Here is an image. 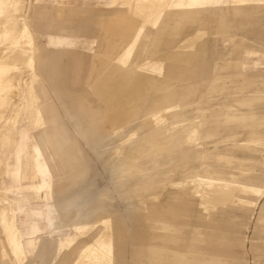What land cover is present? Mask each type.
<instances>
[{
  "label": "rangeland",
  "instance_id": "374dc122",
  "mask_svg": "<svg viewBox=\"0 0 264 264\" xmlns=\"http://www.w3.org/2000/svg\"><path fill=\"white\" fill-rule=\"evenodd\" d=\"M171 1L170 9L176 0ZM24 3L27 9L23 17H28L32 7L34 9L32 25L39 37L42 57V63L35 73L40 77L41 98L56 115L53 124L59 140L54 145L56 156L63 154L65 161L59 170L60 182L51 187L53 193L47 202L44 201L45 192H42L41 198L33 201L28 198V202L24 200L19 205L22 210L16 223L19 230L20 222L26 221L25 212L31 216L36 202L52 206L48 208L56 227L52 237L54 243L48 237L46 220L41 217L38 219L40 238L36 241V257L30 259L32 264H39V253L50 256L54 246L59 249L56 250L58 255L64 257L70 248H75L76 251L69 257L75 260L82 237L73 226L84 223L92 226L88 233H83L92 242L101 229L100 219L107 217L118 233L112 241L114 264H150V253L155 251V243L149 236L152 216H166L167 209L179 210L180 201L187 213L183 218L172 216L171 219L178 224L184 222L189 227L190 245L184 241L182 246L192 249V256L196 259L199 254L213 257H208V262L194 261L193 264H264V168L258 163V159L264 157V150L261 145H256L253 146L255 150L262 151L255 153L241 145L257 135L264 138V3L261 0H244L237 7L226 5L222 8L228 22L224 29L227 39L211 31L208 25L194 26L189 33H193L192 42L196 45L200 39L206 40L208 63L204 58L203 45L196 46L188 69L173 83L174 90L165 107L166 122L160 125L163 119L159 117L142 122L146 110L153 106L152 95L147 93L140 110L127 121L128 128L119 135L125 139L133 134L128 143L123 144H120L118 137L105 142L110 133L119 129L125 121L122 115H113L111 106L123 95L121 91H111L105 81L101 83L108 88L109 100L102 103L105 107L102 113L91 117L90 112H97L101 108L95 92L85 86L86 69L81 70L78 82L76 80L81 59L90 60L91 53L99 48L100 27L92 16L96 12L110 14L121 8V0H26ZM157 7L158 4L145 16L126 14V20L131 25L130 36L126 29V39L130 37L131 40L128 39L126 48L122 50L119 60L122 70L132 72L135 69L134 58L141 62L146 54L144 51L154 48L160 35H173L168 43L170 47L185 40L181 24L185 16L170 18L168 7L154 11ZM137 17L138 20L141 17V21ZM194 19L192 15L186 20L191 23ZM127 21L124 23L127 24ZM116 31L115 36L124 37L122 33L116 35ZM244 38L249 39L245 40L247 46H259L257 51H247L241 42ZM192 42L183 41L181 45ZM227 50L229 60L222 64L219 58ZM102 57L107 59L110 56L106 54ZM103 74L106 78L113 73L107 69ZM122 77L123 82L125 76ZM97 81L98 78H95L93 83ZM135 88L130 98L134 103H128L127 107H133L144 96L142 91ZM216 107L223 108L216 112ZM226 108H230L228 115L237 114L238 119L221 122L220 114L226 113ZM90 118L92 121L89 122ZM190 120L201 127L199 142L205 152L202 159L197 158L198 146L187 147L177 138L164 148L149 144L150 138L165 124ZM261 141L264 142V139ZM94 143L102 144L99 150L98 147L97 151L91 147ZM134 147L141 148L136 170L131 172L123 164L120 169L124 177L120 178L113 166L114 152L120 148L131 150ZM178 165H184L180 172L175 171ZM187 169H192L209 181L237 183L242 187L219 194V198L225 201L219 199L220 203L215 197L211 198L212 202L202 203L195 195L182 194L180 180L163 188L154 187L161 180L171 179V171H175L176 178ZM243 187H248L252 193L243 195L246 192ZM8 196L15 209L16 198L20 194L14 192ZM231 197L248 200L251 205L237 206L235 201H230ZM64 199L70 202L67 207L57 208L55 203L60 204ZM80 212L88 217L80 218ZM4 226L5 223H0V241L6 233ZM66 238H75V241L67 245L64 243ZM10 254L6 245L0 247V264H27L9 261ZM64 264H70V261H64Z\"/></svg>",
  "mask_w": 264,
  "mask_h": 264
},
{
  "label": "bare ground",
  "instance_id": "6f19581e",
  "mask_svg": "<svg viewBox=\"0 0 264 264\" xmlns=\"http://www.w3.org/2000/svg\"><path fill=\"white\" fill-rule=\"evenodd\" d=\"M25 1L26 0H0V5H3V14H0V90L3 87H8L11 85L15 86L17 78L20 77V70L12 71L11 73H9V71L18 70L19 68H22V70H24L28 66V62L23 60L25 58L26 48L24 47L27 44V40L26 35L24 33L25 29L22 25L23 22H21L22 18H25L23 17V15L25 14L24 11L27 9L24 3ZM170 1L171 0H125L123 5H125L127 13L142 14L145 16V14L147 12H151V9L157 4L161 11L167 7L169 8V6L171 5ZM198 1L200 0H176L173 3V8H169L168 10V17L170 18L182 15L185 16L184 19L181 21L182 31L185 34V40L183 41L192 42L194 40L193 38H191L193 33L189 34L194 26L208 25L210 26V30L214 33H219L222 29H225V24L222 23V21L220 20L222 16L217 14L208 15L206 13H203V9H195L199 5L197 3ZM234 12H236L235 8ZM124 13L125 12L123 11H119L117 12V14H114L109 17L108 20L105 19L101 21L103 36L105 34H108L106 32H110V30L113 31L112 28H114V26L120 28L121 26H123V23L127 21V15L125 16ZM33 14L34 9L32 7L30 14H28V17L26 16V18L33 17ZM192 15L195 19L191 23H188L186 19H189ZM123 19H125L126 21H124ZM121 20L123 23L121 22ZM138 21H141V17ZM139 23L140 22H138V24ZM117 27L114 28V33L117 29L119 31L120 28ZM118 31H116V35L118 33H121ZM172 36L160 35L155 44L156 46L152 49L144 51L146 54H144V58L141 62H137L134 58L133 65H135V69H133L132 72H126L122 70V67L119 65V60L121 59L123 52L120 49L113 52V54L115 53L114 55L116 57V62L112 63V65H109L110 63L107 60L102 59V57L96 58L95 61L92 63L93 67L91 71L90 81L92 82L95 78H98V83L102 90V101L108 103V97L110 96V93L108 92V89H105V86L100 85V81H105V83L110 86L111 91H113V89H119V91H121V94H123L120 95V97L116 101H114L111 106L113 115L115 114L114 116L117 117H120L122 115V118L125 121L124 123H122V125H120L119 129H115L114 134L110 136L105 142L113 141L114 138L117 139L118 137V140H121L120 144H123L124 142L128 143V140L131 139L133 134L125 139H122L121 137H119V135L122 131L128 128L127 121L132 118L135 112H138L140 110L147 93L152 95L151 99L153 106L152 108L146 110L145 116L142 118V122L147 123V121L156 117L161 118V120L163 119L160 122V125L166 122L164 116L165 107L166 102L172 96L174 90L173 83L174 81H176L178 76H180L188 69V63L191 61L194 51L196 50L195 47H201L203 45V42L205 41L204 39H200L196 45H194L192 42L190 45L179 46V44L183 42L181 41L179 43H176L174 46L170 47L168 46V43L172 39ZM196 38L198 37L196 36ZM113 64H117L119 67H115ZM107 69L111 74H113L112 77L106 76V78H104L105 74H103V71ZM122 75L125 76L123 82L121 81V79L123 78ZM134 88L137 91H142L144 93V96L142 100L138 101L136 105L134 104L133 107H127L128 103H134V100L130 99L133 96V91H135ZM23 90L24 92H27V96H29L28 98H25V95H23L21 99L15 102L14 99L16 97L14 98V95H12L10 98H8L10 102L7 101L0 105L1 179L5 172L2 162V156L4 151L11 150V146L13 145V136L18 132V128L24 127L26 129H31L36 126L40 128L44 127L42 121H40L38 124L33 123L32 116L35 113V108H33L34 103L31 99L32 89L30 87H23ZM15 93L16 91L13 94ZM117 120L118 119H116V121ZM191 121L192 120L174 121V123L165 124L156 132L154 137L150 138L149 144L154 147L160 146V148H164L172 139L177 138L181 144L187 147L195 146V142L198 140L199 126L196 123L193 124ZM10 135L12 137H10ZM105 142H103L102 144H104ZM196 146H198L197 153H202L203 149L199 145ZM139 149L141 148L134 147L131 150L129 148H120L119 150H116L114 152L113 158H115L121 165L124 164V166L128 170H131L133 168V165L137 162L139 158ZM32 156L33 154L27 146L23 157L25 161L23 160V166H21L23 174L22 181L34 182V180L36 179V174L33 167L29 166L30 159ZM175 169L177 170L178 168L176 167ZM174 172L171 171V174ZM183 172V175L176 176V178L175 175H171V179H165L157 182L154 187L163 188L165 187V185H171L174 184V182H176L177 180H180L181 183H179L180 181L178 182L179 186L180 184H182L184 186H187L190 190L192 188H196L195 183L197 182V184L201 185H197L199 187L197 191L198 196H202L205 201L211 200L212 197L220 199L219 197L223 195L224 192L226 193V191L233 190L231 188L232 184L227 182L214 184L205 182L203 181V179H197L196 181V172H194L192 169H187ZM176 185L178 184L176 183ZM189 194H191L190 191H188V195ZM219 194L221 195L219 196ZM2 195V190H0V223L4 224L6 222L8 225L13 226V232L9 236H6L4 240L7 241L9 250L15 257V260H17V263H22L24 259L31 254V250H29L28 248L25 249L21 245L19 241V230H17L14 222L16 210H14L9 201L3 199ZM239 205L244 206V204ZM166 213L172 215L176 214L173 209H167ZM1 217L3 219V222ZM106 224L107 221L104 220L105 230L99 235L98 238H96V240L92 244L84 245L81 248L79 256L77 260L73 262V264H111V230L106 226ZM156 226L165 227L161 224V222L157 223ZM84 229L86 228L76 227L75 231H77L79 235H82V230ZM165 229L168 231H172V229L170 228ZM72 241L73 238H66L64 243L69 245ZM60 244L61 241L58 243V247ZM1 254H3L2 251Z\"/></svg>",
  "mask_w": 264,
  "mask_h": 264
},
{
  "label": "crops",
  "instance_id": "0c3cea01",
  "mask_svg": "<svg viewBox=\"0 0 264 264\" xmlns=\"http://www.w3.org/2000/svg\"><path fill=\"white\" fill-rule=\"evenodd\" d=\"M125 0H121V8H117L113 11H111L110 14H100L99 12H96L95 15L92 16L93 21H95L98 26L100 27V43H99V48L94 52L91 53V59L88 61H83V58L80 61V66L78 68V74L76 77V80L78 82L80 74H81V70L86 69L85 71V76H86V81H85V86L86 87H91V91L93 90L96 94V98H97V102H98V106L101 108L99 111L91 113V117L94 114H99L103 112V109H105L104 105H102L103 103V99L101 97V93L102 90L99 86L98 81L96 83H93V81H90L91 78V71H92V63L95 61L96 58L98 57H102V55H106L108 54V56H110L109 58L107 57V60L110 64L112 65V63L116 62V57L115 55L112 58L113 52L120 49L121 51L124 50L126 48V44L129 42L128 39H130V37H128L126 39V29H128V34L130 36V27L131 25H129V20L127 21V24H124L123 27H121L119 30L121 31V33L123 32L124 37L120 38L119 36H115L114 33V29L111 32H108V34L106 36H103V32H102V20H108L109 17H111L114 14H117V12L119 11H123L125 12V16L127 14L126 12V7L124 8L125 5L124 4ZM244 0H200L197 3L199 4L195 9H203V13H206L208 15H213V14H217L222 16V18H220V20L222 21V23L225 24V28L227 20L225 18L226 14H222V8H225L226 5H230V7H237V5H239L240 3H242ZM112 2H114V0H112ZM172 4V2H171ZM173 8V6H172ZM213 8V9H212ZM154 11H161L159 7H157ZM237 12V10H236ZM27 19V20H26ZM26 20V21H25ZM23 28L25 29V35H26V40H27V44L25 45L24 48L25 49V58L23 59L24 61L28 62V66L27 68H25L24 70H22V68L18 69V70H11L9 71V73H11L12 71H19V75L22 78H17L16 81V85L13 86H8V87H3L0 90V105L5 103V102H10L8 100V98H10L12 95H14V101L17 102L19 99H21L23 97V95H25V98H28L29 96H27V92H24L23 87H30L32 89V94H31V99L34 103V107L35 108V113L32 116L33 119V123H39L40 121L43 122L44 127L40 128L38 126L33 127L31 129H26L24 127H20L18 128V132L16 134H14L13 136V145L11 146V150L10 151H4L3 156H2V162H3V166H4V174L2 176V179L0 177V190H2V197L4 200H7L11 203L12 207L14 208V203L13 201L9 198V194L14 193V192H18L20 194V197L16 198V208L14 210H16V214H15V226L16 223L19 222V215L21 214L22 210L20 208V203H22L24 200L28 202V198H30V200L33 201V199H39L41 198L40 194L42 192H45L44 195V201L47 202L51 195H52V189L51 187L54 185V183H59V170H61V166L65 163L64 161V155L63 154H59L60 156H56V149L54 148L55 144H58L59 140L57 138V134H56V128H53V124L56 120V115L54 114L53 110L48 108L47 103L45 102V100H43L41 98L42 95V88H41V82H40V77L35 73V70L38 66L41 65L42 63V57L40 56V52H39V37L38 34L36 33V29L35 27H33L32 22H33V17L30 18H23L21 20ZM29 23V25H27ZM235 28V26H234ZM224 29L223 31H220L219 34L222 37H225V33H224ZM120 33V34H121ZM113 34V35H111ZM226 38V37H225ZM227 39V38H226ZM115 40V41H114ZM126 40V41H125ZM245 40H249V39H241V42H243V47L245 49H247V51H257V47H250L246 45ZM119 42V44H118ZM206 40L203 42V47H204V58L206 63H208L209 56H208V52L207 49H205V46H207V43H205ZM36 43V44H35ZM121 43V44H120ZM123 43V44H122ZM253 43V42H252ZM255 43V42H254ZM118 44V46H117ZM178 45V44H177ZM124 46V47H123ZM179 46H186V45H181L179 44ZM229 49V48H228ZM107 51V53L105 52ZM238 51V50H236ZM240 54V51L236 52ZM250 53V52H249ZM112 58V60L110 59ZM235 58V57H233ZM237 58L241 59V56H238ZM103 59V57H102ZM221 60V61H220ZM225 60H229V50H227L223 56H220L219 61L224 64L223 62ZM84 65V68H83ZM82 70V72H83ZM26 72V73H25ZM221 74H224L221 73ZM228 74V73H226ZM112 77V76H110ZM21 80V81H20ZM21 82V83H20ZM103 83L100 81V84ZM20 84V85H19ZM29 85V86H28ZM103 86V85H101ZM21 87V88H20ZM106 87V86H105ZM105 89H108L107 87ZM12 91H16L15 94H13L14 92ZM12 92V94H11ZM19 92V93H18ZM11 94V95H9ZM22 94V95H21ZM9 95V96H8ZM7 98V99H6ZM223 107H216L214 110L220 111L222 110ZM34 110V109H33ZM230 112V108H226V113H222L220 114V121L223 122L224 120L227 121H235V119L237 118V114H232V115H228ZM91 118L89 119L90 122ZM194 120V119H192ZM92 121V120H91ZM34 126V124H33ZM114 132V131H113ZM110 133L109 131H107V134ZM114 133H110L109 137L112 136ZM201 134V127L199 126V132H198V142L195 143V145H199L202 149L203 147L201 146L200 142H199V135ZM10 137H12L10 135ZM107 137V136H105ZM108 137V138H109ZM108 138L106 140H108ZM264 139L262 136H255V137H251L249 140L242 142V146L247 147L252 149L255 153L256 152H260L262 150H255V148L253 146L256 145H261L262 149L264 150V142H262L261 140ZM64 144H62L63 146ZM29 147L30 151L32 152L33 156L30 159V163L29 166H32L35 174H36V179L34 180V182H27L24 183L26 181H22L23 178V174H22V169L21 166H23V157L26 151V147ZM59 146V145H58ZM99 144H93L91 147L95 150L98 147L99 150ZM188 147H195V146H188ZM61 148V147H60ZM64 148H66L67 150L68 147L66 145H64ZM204 149L202 153L198 154V159H202V156L204 154ZM254 153V154H255ZM9 158L7 157V155H9ZM25 161V160H24ZM69 163V162H68ZM258 163L259 165H261L262 168H264V157H261L260 159H258ZM72 164V163H71ZM137 162L133 165V168L130 170L132 172L135 171L136 167H137ZM113 166L116 167V174L117 176L124 177L123 174L124 172L120 169L121 164L118 163V161L113 158ZM202 168L205 166H201ZM178 169L175 171L180 172L182 169H184V165H178L177 167ZM195 172V171H194ZM175 173V172H174ZM174 173L170 174L173 175ZM177 174V173H176ZM175 175V174H174ZM183 175L180 174L179 176ZM197 179H203V181L205 182H209V183H222L223 181H213V180H207L204 179L203 177L197 175V172L195 174V180L197 181ZM231 184V183H230ZM196 188H192V189H188L187 186H184L182 184H180L179 189L181 190L182 194L188 195V191L191 192L192 195L197 196L198 198V202H202V203H207V202H212L211 200L209 201H205L204 198L201 196H198V186H201L200 184H197V182L195 183ZM198 185V186H197ZM238 187H242L241 184H232L231 188L234 190H236ZM243 189L246 190V192L243 193V195H249L250 193H252V190L249 189L248 187H243ZM221 199V198H220ZM73 200V199H72ZM217 200L219 203V199H215ZM235 201V203L237 204V206L239 204H244V206L242 207H246L251 205L250 201L242 199L240 197H231L230 201ZM177 201V200H176ZM69 200H63L62 202H60V204H56L55 206L58 208L59 207H67V205L69 204ZM20 205V206H19ZM180 207L179 210H174L176 214L172 215V214H168L166 216L163 215H153L152 216V221L149 223V227H150V233L149 236L151 237V240L154 241L155 243V251L150 253V264H193L194 261L198 262V261H205L208 262L207 258L211 257V259L213 258L212 256H206L203 254H199L198 258L196 259V257L192 256L193 252L192 249H190L187 246H182L183 242L185 241L188 242V244L190 245V236L188 235L189 233V227L184 225V222H180L179 224L176 223L174 220L171 219L172 216H178V217H185L186 213H187V209L184 208L181 204V201L178 205ZM240 206V205H239ZM52 206H48L46 203L44 204H37V202L35 203V207L32 212H31V216L25 212L27 218L26 221L20 222V230L17 228V230H19V241L21 243V245L25 248V249H29L31 250V254L28 255L24 261L22 263H27V264H32L33 261H31V258H34L35 253H36V241L39 240V233L41 231V229H39L38 226V219H41V217H43L46 220L47 223V227H45L46 229H48L49 235L48 237H51V241L52 243H54V241L52 240V237H54L55 232H56V227H55V223L54 220L52 219V212L49 210V208ZM62 207V208H63ZM86 212V211H85ZM80 218H84L86 219V217H88V215H85L83 212H80L79 214ZM181 215V216H180ZM34 219V221H32V219ZM104 220L107 221L106 226L108 228H110L111 230V235H110V239H111V264H114V248L112 246V241H113V237H115L116 234H118L116 232V228H112L110 222V218H101L100 219V225H101V229L96 233V236L94 237L93 241H89L88 240V236H84L83 233H88V231L91 229L92 226L87 225L86 223L84 224H76L75 226H73V229L75 230L76 227L79 228H86L84 230H82V235H79L80 237H82V240L79 241V243L81 244V246L78 248V255L77 258L79 256V253L81 251V248L84 245H89L92 244L96 238L99 237V235L105 230L104 228ZM30 222V223H29ZM161 222V224L165 227H158L156 226L157 223ZM28 224V225H27ZM12 225H8L5 222V226L4 229L6 230V233L4 235V238L6 236H9L13 230H12ZM165 228H170L172 229V231H168ZM77 232V231H76ZM79 234V233H78ZM181 235V236H180ZM3 238V240L0 241V247H5V245L7 246V251L10 252L7 241H5ZM186 238V239H185ZM75 238H73V241L70 243L71 245L73 244V242ZM115 239V238H114ZM185 239V240H184ZM4 241V244H3ZM69 244V245H70ZM58 246V245H57ZM56 250H59L58 248L56 249V247L54 246V249L52 248L50 256H47L46 253L45 254H37V257H39V264H64V261H70V264H73L74 261L77 260V258H75V260L69 259V257L71 255L74 254V252L76 251L75 248H70V250L67 252V255L64 256H59ZM11 253V252H10ZM12 254V253H11ZM10 254V255H11ZM66 254V253H65ZM9 255V261L16 263L17 260H15V257L12 255ZM36 257V256H35ZM194 257V258H193ZM13 258V259H12ZM12 259V260H11ZM52 262V263H51Z\"/></svg>",
  "mask_w": 264,
  "mask_h": 264
},
{
  "label": "clouds",
  "instance_id": "9594fccd",
  "mask_svg": "<svg viewBox=\"0 0 264 264\" xmlns=\"http://www.w3.org/2000/svg\"><path fill=\"white\" fill-rule=\"evenodd\" d=\"M262 3H264V0H261ZM0 14H3V5H0Z\"/></svg>",
  "mask_w": 264,
  "mask_h": 264
}]
</instances>
